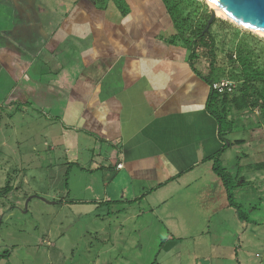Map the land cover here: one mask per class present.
Here are the masks:
<instances>
[{
	"label": "crops",
	"instance_id": "crops-1",
	"mask_svg": "<svg viewBox=\"0 0 264 264\" xmlns=\"http://www.w3.org/2000/svg\"><path fill=\"white\" fill-rule=\"evenodd\" d=\"M124 1L126 13L115 0H75L51 31L27 14L7 36L0 59L17 51L19 33L30 39L22 80H31L29 70L39 71L27 93L52 102L37 105L51 112L57 141L51 150L58 148L69 180L72 174L76 183L85 181L84 197L89 190L96 196L76 201L105 205L107 218L124 215L138 234L159 228V255L173 249L172 256L163 252L162 262L182 264L188 241L193 264H221L233 251L238 262L241 245L228 239L249 221L227 204L226 188L212 170L211 158L224 142L206 108L210 86L193 70L187 49L169 42L175 29L162 0ZM242 140L220 161L233 145L249 142ZM54 154L47 157L51 165ZM245 168L237 163L232 196L245 185Z\"/></svg>",
	"mask_w": 264,
	"mask_h": 264
},
{
	"label": "rangeland",
	"instance_id": "rangeland-1",
	"mask_svg": "<svg viewBox=\"0 0 264 264\" xmlns=\"http://www.w3.org/2000/svg\"><path fill=\"white\" fill-rule=\"evenodd\" d=\"M73 1L0 0V57L4 54L7 36L12 35L11 30L22 23L27 14L36 15L40 25L51 31L68 13ZM198 1L209 8L206 0ZM215 18L211 31L217 45L216 73L237 88L240 67L234 55L238 40L247 39L253 49L252 55L263 65L264 37L220 15ZM19 30L26 31V28ZM29 41L28 37L23 40L19 33L14 46L17 51L6 53L7 60L0 59V188L5 185L11 188L7 194L0 189V264H169L167 260L162 262L165 251L159 255L161 244L154 234L159 233V228L138 234L133 230L137 228L134 221L126 220L124 215L110 214L113 216L107 218L105 205L100 207L99 202L75 200L96 196L93 197L89 190L84 197L85 181L76 183L72 174L69 180L68 165L62 164L58 148L55 154L51 150L57 142L53 140L51 112L37 105L42 101L49 105L52 102L45 98L37 101L36 92L33 93L36 96L27 93V85L35 81L39 70L27 72L31 78L29 82L21 77V70L28 65L23 60L30 58V52H24L31 45ZM208 63L209 59L203 56L193 61L203 74L208 72ZM226 112L234 124L227 138L249 141L246 145H233L220 161L233 181L237 163L246 165L245 185L235 192L233 201L236 211L245 215L249 223L247 229L236 231L234 238L228 239L233 240L236 247L238 243L241 245V249L236 248L239 261L235 260L233 251L231 257L219 263L264 264V168H254L257 163L264 162V114L257 106L237 112L227 105ZM241 152L250 154L249 158L240 157ZM53 154L56 165L47 161ZM71 183H76L73 188L76 192H69ZM94 185L101 190V184ZM114 209L109 208L110 211ZM188 242L180 252L182 264L194 261L191 253L194 246ZM165 250L172 256L169 251L173 249ZM213 250L221 254L220 248L213 246Z\"/></svg>",
	"mask_w": 264,
	"mask_h": 264
},
{
	"label": "trees",
	"instance_id": "trees-1",
	"mask_svg": "<svg viewBox=\"0 0 264 264\" xmlns=\"http://www.w3.org/2000/svg\"><path fill=\"white\" fill-rule=\"evenodd\" d=\"M94 1L101 4L100 2L106 3L107 0ZM115 2L122 13L127 12L124 0H115ZM162 2L175 29V33L171 36L169 42L181 44L187 49L188 60L193 70L199 76L203 77L209 86L213 81L222 79L216 73L215 50L217 45L215 36L211 31L217 19H213L206 28L210 16L208 6L198 0H162ZM123 7L124 9L122 10L121 8ZM219 21L221 23H227L224 20L219 19ZM235 50L234 57L240 67V82L238 87L232 93H219L210 88L206 103L207 111L213 115L218 123L219 137L224 142L221 149L211 158L213 160L212 170L226 188L227 204L233 207H236L232 196L235 187L234 181L231 179L230 174L221 166L220 156L230 145L243 142V140L236 139L230 141L227 138V135L232 132L234 124L231 119L227 118L226 106H232L237 112H242L257 106L264 114V60L263 65L257 63V56L254 57L252 55L253 49L247 39L238 40ZM231 55H229L230 58ZM202 56L209 59V68L206 74L198 71L193 64L194 59ZM262 166L264 168V162L257 163L254 168L260 169ZM0 189L4 194H7L11 190L8 185ZM237 212L242 216L239 210ZM162 241L160 244L163 243Z\"/></svg>",
	"mask_w": 264,
	"mask_h": 264
},
{
	"label": "water",
	"instance_id": "water-1",
	"mask_svg": "<svg viewBox=\"0 0 264 264\" xmlns=\"http://www.w3.org/2000/svg\"><path fill=\"white\" fill-rule=\"evenodd\" d=\"M222 11L238 22L264 32V0H212ZM206 28L217 17L215 8L209 6Z\"/></svg>",
	"mask_w": 264,
	"mask_h": 264
},
{
	"label": "bare ground",
	"instance_id": "bare-ground-1",
	"mask_svg": "<svg viewBox=\"0 0 264 264\" xmlns=\"http://www.w3.org/2000/svg\"><path fill=\"white\" fill-rule=\"evenodd\" d=\"M206 1H207V3H208L209 6H213L215 8V14L217 16L220 15V16H222V17H224V18H226V19H228V20H230L232 22H235L238 25L243 26V28H246V29H248L250 31H253L254 33H256V34L264 37V32L259 31V30L255 29V28L251 27V26H247L245 24H242V23L238 22L237 20L233 19L232 17L228 16L227 14H225L222 11V9L219 7V5L215 4V2H213L212 0H206Z\"/></svg>",
	"mask_w": 264,
	"mask_h": 264
},
{
	"label": "built area",
	"instance_id": "built-area-1",
	"mask_svg": "<svg viewBox=\"0 0 264 264\" xmlns=\"http://www.w3.org/2000/svg\"><path fill=\"white\" fill-rule=\"evenodd\" d=\"M210 88L212 90H215L219 93H232L234 92L236 86L233 82L224 80V79H220V80H215L212 82V84L210 85Z\"/></svg>",
	"mask_w": 264,
	"mask_h": 264
}]
</instances>
